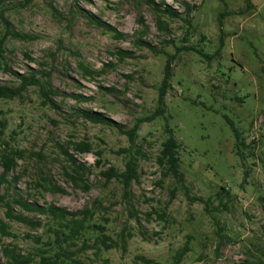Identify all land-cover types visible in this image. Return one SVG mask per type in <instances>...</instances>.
Returning a JSON list of instances; mask_svg holds the SVG:
<instances>
[{
  "label": "rangeland",
  "instance_id": "rangeland-1",
  "mask_svg": "<svg viewBox=\"0 0 264 264\" xmlns=\"http://www.w3.org/2000/svg\"><path fill=\"white\" fill-rule=\"evenodd\" d=\"M183 1L193 5L187 21L182 0H155L181 15H164L159 28L158 13L145 0H0V16L30 35L6 39L7 65L18 73L49 72L57 90L56 107L42 104L32 85L0 99V151L21 150L0 185V218L10 231L0 237V264H11L5 245L38 264L59 227L48 215L23 209L17 197L86 208L90 224L104 225L112 247L96 243L97 232L86 229L64 244L73 255L61 264H264V0ZM91 15L124 36L90 24ZM2 25L0 18V34ZM169 55L164 115L147 119ZM16 83L0 69V84ZM75 109L98 111L123 128L138 123L136 136L129 141ZM166 127L179 144L181 179L156 163ZM77 141L90 150L74 151ZM58 143L87 167V187L66 176ZM130 154L137 178L128 187L106 180L101 171L123 170ZM5 200L14 214L38 224L7 218ZM183 247L188 250L178 257Z\"/></svg>",
  "mask_w": 264,
  "mask_h": 264
},
{
  "label": "trees",
  "instance_id": "trees-1",
  "mask_svg": "<svg viewBox=\"0 0 264 264\" xmlns=\"http://www.w3.org/2000/svg\"><path fill=\"white\" fill-rule=\"evenodd\" d=\"M145 3L156 11L157 14V25L159 28L165 27L166 19H163V16L169 18H179L181 17L180 12L172 9L170 6L162 3H155V0H145ZM182 5L184 7L185 20L187 21V16L192 8V6L182 0ZM1 23L3 24V31L0 34V69L11 73L16 79V84H0V99H12L14 97H19L27 89L28 86H36L38 88L39 95L41 97L42 104H48L52 107H56V103L52 99V96L56 94L57 90L51 86L48 79L49 72L42 70H32L28 73H18L10 69L5 61V42L8 37L14 38H29L30 35L26 33H21L12 29L8 20L2 16ZM90 24L97 27H101L103 30L110 32L115 38H122L124 34L117 31L114 27L106 23L100 18L95 17L94 15L87 17ZM146 46H150L146 41H140ZM173 57L169 55L166 58L163 75L160 81V85L157 89V98H156V107L154 113L147 117V119H153L155 116L164 115V96L167 88L169 87V79L171 77V61ZM85 68V67H83ZM86 70V69H85ZM36 73H40L44 76L42 79ZM77 116L83 118L84 120L90 121L92 123H99L110 127L117 128L118 131L123 132L128 136L129 141H133L136 136V129L138 123H134L131 128H123L121 124L114 122L109 117L105 116L103 113L87 109H75ZM140 121V118L137 119ZM4 126V122L0 119V133ZM167 136L161 142V148L156 157V163L165 169L166 174L174 176L176 179H181L182 173L179 171V157H178V142L174 137L171 129L166 127ZM235 131V135L239 140L238 132ZM236 138V139H237ZM60 154L63 157V160L66 162L68 168H65L64 171L66 176L73 184H81L84 187H87V183L83 180L82 174L87 167L79 163L73 154L68 152V148L61 143L57 144ZM73 150L76 152H88L90 150V145L87 141H77L73 144ZM21 155V150L13 148L9 145L4 146L0 151V185L2 182L6 181L7 173L15 166L16 158ZM101 174L105 177L106 180L116 179L124 187H128L132 180L137 178V163L136 157L133 154L127 158L124 164V169L119 171L114 167L110 166L105 170L101 171ZM43 180L44 177H43ZM43 188H46L45 182L41 184ZM48 186V185H47ZM53 188L58 191H63L59 186L49 183V188ZM2 197L0 196V202ZM201 200V199H200ZM260 203L264 206V197H259ZM13 201L20 205L25 210L37 211L39 213L46 214L50 219L58 224L59 227L54 231L55 235L51 241H47L45 245L46 248L42 249V254L38 260V264H61L62 262L71 258L73 255L72 251H68L64 247V244H73L74 240L82 236L86 229H91L97 232V235L94 238L96 243H101L105 248L112 247L111 243H108L109 236L104 233V225L101 224H90L87 219L90 215V211L86 208L79 210H67L65 207H61L54 204L39 205L34 203L27 202L20 197L14 198ZM5 206V216L9 219H14L19 222L30 223L37 225V222H33L30 218L23 214H14L12 210L11 202L5 200L2 202ZM8 223L0 218V237L9 235ZM83 240V244H84ZM38 242V241H37ZM188 250L187 247H183L178 251V257L184 254ZM4 257L11 264H31L32 258L29 255H23L22 253L16 251L14 247L5 245L1 249ZM264 255V253H263ZM72 262L78 263L77 260L71 259Z\"/></svg>",
  "mask_w": 264,
  "mask_h": 264
}]
</instances>
